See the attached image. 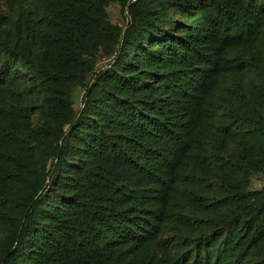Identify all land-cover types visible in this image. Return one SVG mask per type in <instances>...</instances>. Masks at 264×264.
I'll list each match as a JSON object with an SVG mask.
<instances>
[{
  "label": "trees",
  "instance_id": "16d2710c",
  "mask_svg": "<svg viewBox=\"0 0 264 264\" xmlns=\"http://www.w3.org/2000/svg\"><path fill=\"white\" fill-rule=\"evenodd\" d=\"M258 175L264 0H0V264H264Z\"/></svg>",
  "mask_w": 264,
  "mask_h": 264
},
{
  "label": "rangeland",
  "instance_id": "374dc122",
  "mask_svg": "<svg viewBox=\"0 0 264 264\" xmlns=\"http://www.w3.org/2000/svg\"><path fill=\"white\" fill-rule=\"evenodd\" d=\"M111 15L114 17L115 21H118L120 24H122L124 21L121 18L120 14V8L113 7L110 9ZM107 62H105V65ZM105 66L104 64H102ZM102 67V66H100ZM82 96H83V91H76L75 93V107L79 108L82 104ZM264 186V175H258L255 176L253 179V189H260Z\"/></svg>",
  "mask_w": 264,
  "mask_h": 264
}]
</instances>
